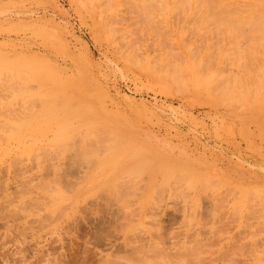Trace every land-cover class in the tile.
Instances as JSON below:
<instances>
[{
    "label": "rangeland",
    "instance_id": "obj_1",
    "mask_svg": "<svg viewBox=\"0 0 264 264\" xmlns=\"http://www.w3.org/2000/svg\"><path fill=\"white\" fill-rule=\"evenodd\" d=\"M184 1L0 0V264H264V23Z\"/></svg>",
    "mask_w": 264,
    "mask_h": 264
},
{
    "label": "bare ground",
    "instance_id": "obj_2",
    "mask_svg": "<svg viewBox=\"0 0 264 264\" xmlns=\"http://www.w3.org/2000/svg\"><path fill=\"white\" fill-rule=\"evenodd\" d=\"M108 1H111V0H105V6H108L109 5V2ZM133 1V0H132ZM141 1H143V0H141ZM146 0H144V2L142 3V5H144V7H145V10L144 11H142L143 12V14H141L142 12H140L141 10V8L139 7V5H140V3H139V1L137 2L138 4V8H139V12L136 10L137 8H135L134 7V5L135 4H132V6L134 7H132L134 10L133 11H135V13L136 12H138L139 14H137V19H138V22L139 21H141L140 19H146V21L145 22H149L148 20H147V18H151L152 17V15L155 17L156 15H158V14H152L151 13V15H149V14H147V16H151V17H147L146 16V13H150L151 11H155V9L154 10H149L152 6L151 5H155L156 4V2L158 3V5L156 4V6H159V4L161 3V1H163V0H158V1H155V0H147L146 2H145ZM154 1V3L153 4H150V2L152 3ZM166 0H164V2H165ZM170 1V0H169ZM182 1V0H181ZM184 1V0H183ZM187 0H185L184 2H185V4H183L182 6H185L184 8L185 9H183L182 7H180V11H184V13L183 14H189L187 17H186V19H188V20H185L186 22L188 21V22H191V21H193L192 19H190V17H192V16H190V15H192V14H195V12L197 11L198 12V4H200V3H202V5H203V3H205V7L207 8L206 9V11L209 13V17H206L208 20L210 19V22H249V23H257V22H259L260 24H262V23H264V0H246L245 1V3L243 4V3H240V4H236V3H234V2H229V0H193L194 2H193V4H194V6L196 5V7H198V8H194V6H193V8H192V5H190L191 6V8L193 9V11H192V9L191 8H189L190 6H189V3L191 2H189V0L186 2ZM107 2V3H106ZM131 2V1H130ZM135 2V1H134ZM148 2V3H147ZM189 2V3H188ZM197 2H199V3H197ZM132 3V2H131ZM130 3V4H131ZM145 3V4H144ZM146 3L147 4H149L150 5V7H149V5H147V7H149V9L148 8H146ZM188 3V4H187ZM111 4V3H110ZM129 4V3H128ZM162 4V8H163V2L161 3ZM167 4H169V2L167 3ZM166 4V5H167ZM172 4V3H171ZM186 4L188 5V6H186ZM165 5V6H166ZM174 5H176V3L174 4ZM156 6H155V8H156ZM172 6V5H171ZM170 6V7H171ZM143 7V6H142ZM173 7H175V6H173ZM173 7H171L172 9H173V11H171L172 13H174V10H176V9H174ZM188 7V8H187ZM154 8V7H153ZM170 8V9H171ZM176 8V7H175ZM190 9V11L189 10H187V9ZM129 9H130V7H129ZM146 9L147 10H149V11H146ZM152 9V8H151ZM158 9V10H157ZM157 9H156V11L157 12H159L160 14L159 15H162L163 17H164V15H163V11H159V7H157ZM165 11H166V8H163ZM168 9V8H167ZM170 9H169V11H170ZM200 9V8H199ZM205 9V8H204ZM132 10V9H131ZM194 10H196L195 12H194ZM201 10H203V9H201ZM108 11V10H107ZM130 11V10H129ZM145 11H146V13H145ZM169 11H168V13H169ZM187 11V12H186ZM189 11V12H188ZM200 11V10H199ZM204 11V10H203ZM202 11V12H203ZM108 12H110V10L108 11ZM107 12V13H108ZM162 12V13H161ZM196 12V13H197ZM201 12V11H200ZM201 12V13H202ZM141 14V15H140ZM144 14H145V16L146 17H144ZM171 14V13H170ZM183 14H182V16H183ZM142 15H143V17H142ZM195 16V15H194ZM204 16V15H203ZM200 17V19H199V21L201 20V22L203 21H205L206 19L204 18V17ZM140 17V18H139ZM183 18H184V16H183ZM157 20H155L156 22L158 21L159 22V20H160V16H158L157 18H156ZM159 19V20H158ZM193 19H194V17H193ZM205 19V20H204ZM150 20V19H149ZM154 20V19H153ZM189 20H191V21H189ZM137 21V20H136ZM143 22H144V20H142ZM155 21H151L150 20V22H155ZM194 21H196V20H194ZM161 22V21H160ZM205 22H207V20L205 21ZM246 23V24H247ZM255 23V24H256ZM259 25V24H258ZM263 25V24H262ZM263 85V86H262ZM262 85L260 86V88L262 87H264V84H263V81H262ZM262 92H263V89L261 90ZM247 92V91H246ZM262 92H260V93H262ZM123 175H125V173H123ZM127 175H128V173H127ZM57 201V200H56ZM55 203V202H54ZM140 204V203H139ZM142 206V205H141ZM142 208V207H141ZM143 208H144V206H143ZM145 210V209H144ZM142 212V211H141ZM139 213V212H138ZM145 213V212H144ZM140 216V215H139ZM142 216H143V213H142ZM149 241V240H148ZM147 241V242H148ZM149 244V243H148ZM147 248H149L150 249V247H147ZM137 249V248H136ZM198 249V247H196V250ZM140 250V252L139 253H142V256L143 255H146L149 251H148V249H144V247H141L140 246V248L138 249V251ZM143 250V251H142ZM145 250L146 251H148V252H145ZM196 250L194 251V252H196ZM144 253V254H143ZM146 253V254H145Z\"/></svg>",
    "mask_w": 264,
    "mask_h": 264
}]
</instances>
